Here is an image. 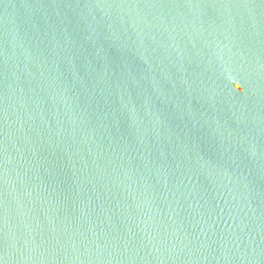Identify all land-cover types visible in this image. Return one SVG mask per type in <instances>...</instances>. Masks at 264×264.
I'll return each instance as SVG.
<instances>
[{
    "label": "water",
    "instance_id": "water-1",
    "mask_svg": "<svg viewBox=\"0 0 264 264\" xmlns=\"http://www.w3.org/2000/svg\"><path fill=\"white\" fill-rule=\"evenodd\" d=\"M0 264H264V0H0Z\"/></svg>",
    "mask_w": 264,
    "mask_h": 264
}]
</instances>
